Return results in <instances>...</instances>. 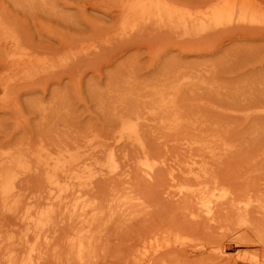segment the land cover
Returning <instances> with one entry per match:
<instances>
[{
	"label": "rangeland",
	"instance_id": "374dc122",
	"mask_svg": "<svg viewBox=\"0 0 264 264\" xmlns=\"http://www.w3.org/2000/svg\"><path fill=\"white\" fill-rule=\"evenodd\" d=\"M0 79V264H264V0H0Z\"/></svg>",
	"mask_w": 264,
	"mask_h": 264
},
{
	"label": "bare ground",
	"instance_id": "6f19581e",
	"mask_svg": "<svg viewBox=\"0 0 264 264\" xmlns=\"http://www.w3.org/2000/svg\"><path fill=\"white\" fill-rule=\"evenodd\" d=\"M229 16H230V13H229ZM229 19V18H228ZM28 45V44H27ZM12 59L11 58H9V59H7V61L5 62V64H4V66L7 68V67H11L12 66ZM3 68V67H2ZM0 86H2V87H4V88H6V87H8L9 86V82H8V80L7 79H0ZM9 87H11V86H9ZM44 164V163H43ZM42 165V164H41ZM56 166V165H55ZM62 166V165H61ZM76 166V165H75ZM54 168H56V167H54ZM141 169V168H140ZM151 168H149V170H144V174L146 175V178L148 177V178H150V176H151V170H150ZM38 170V169H37ZM43 170V169H42ZM41 170V171H42ZM39 171V170H38ZM56 172V171H55ZM39 174H40V172H39ZM55 174V173H54ZM115 174V173H114ZM111 177V176H110ZM150 182V181H149ZM9 189V188H8ZM10 190V189H9ZM8 190V191H9ZM154 191V190H153ZM10 193V192H9ZM10 195V194H9ZM206 198H207V196H206ZM141 199V198H140ZM116 201V200H115ZM145 201H146V199H145ZM139 203V202H138ZM143 204V203H142ZM140 205V204H139ZM136 209V208H135ZM38 212V211H37ZM208 213H210V209H207V214ZM148 215V214H147ZM146 215V216H147ZM144 216V215H143ZM145 219V218H144ZM144 221V220H143ZM170 224V223H169ZM168 224V225H169ZM241 236V235H240ZM2 239V238H1ZM252 239V238H251ZM236 241V240H235ZM256 242V241H255ZM264 242V241H263ZM78 243V242H77ZM79 244H80V242H79ZM82 244V243H81ZM82 246V245H81ZM80 248V247H79ZM259 251V250H258ZM1 254V253H0ZM164 254V253H163ZM168 258V257H167ZM69 259V258H68ZM161 259V258H160ZM159 259V260H160ZM261 260V259H260ZM216 264V263H215ZM230 264H239V262L238 261H234V262H231Z\"/></svg>",
	"mask_w": 264,
	"mask_h": 264
}]
</instances>
